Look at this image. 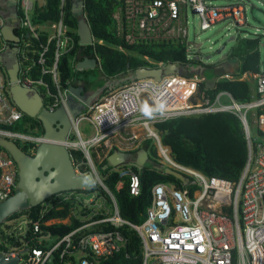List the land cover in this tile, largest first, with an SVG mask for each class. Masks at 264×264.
<instances>
[{
	"label": "built area",
	"instance_id": "obj_1",
	"mask_svg": "<svg viewBox=\"0 0 264 264\" xmlns=\"http://www.w3.org/2000/svg\"><path fill=\"white\" fill-rule=\"evenodd\" d=\"M16 1L15 28L20 30L21 40L11 45L18 48L20 69L17 82L26 88L36 89L42 96L44 106L54 110L65 102L68 92L67 87L61 86L58 64L60 57L74 47V37L62 18L49 23L34 22L32 13L35 5L43 3L35 0ZM120 1L114 17L119 33L125 34L129 43L184 42L188 57L191 55L189 48L193 47L188 37L189 10L197 16L201 30L226 20L239 28L248 25L245 0H229L228 3L216 0ZM6 19L0 13V26ZM41 36H46V42L42 41ZM33 40L39 41L38 47ZM52 42L55 43V52L49 62L48 52ZM5 43L0 52L4 50ZM31 52L36 55L32 56ZM145 58L154 62L148 56ZM162 64L165 63H157ZM253 76L258 97L246 102H237L232 98L231 104L220 101L222 94L231 97L226 91L218 93L212 102L206 97L202 102L194 103L193 97L203 80L197 75L173 74L164 76L160 81L134 78L124 86L99 96L73 121L72 134L78 138L69 139L67 146L70 150L83 152L86 160L82 163L87 164L89 170L82 172L75 165L76 169L80 174L90 172L96 186H101L109 194L112 213L105 203L102 211H97L96 206L101 199L95 191L93 198L83 200V206L72 208L65 218L43 221L46 225L69 223L74 217L81 222L79 225L63 235L44 231L41 227L44 212L55 202L60 203L74 196L81 198L77 191L58 193L46 203L38 219L25 213L5 221L8 225L5 233L20 237L21 243L0 252L7 257L18 256L16 264H100L102 259L121 251L126 242L119 229L94 230L97 224L109 222L116 227L130 224L138 232L143 249L142 264H264V70ZM10 85L6 66L0 63V138L32 145L29 150L34 152L45 138L43 133L34 135L11 128L25 114L12 100ZM145 106L159 110L147 116L143 111ZM258 109L261 111L258 112ZM195 111H228L241 120L248 157L237 181L207 176L178 163L173 159L170 148L162 142L157 123L180 115L195 114ZM82 120H88L94 129L87 139L83 138L78 127ZM138 128L156 145L163 170L165 166H170L185 174L190 181L182 188L169 182L155 184L145 220L141 224H132L121 216L117 200L93 159V148L102 144L105 148L110 147L109 140L116 137L120 143L139 139ZM96 153L99 154L98 151ZM131 165L137 166L130 162V165L122 164L112 167V170L122 178L128 176L130 193L139 195L141 178ZM18 180L14 159L0 147V202L15 192ZM122 183L123 180L119 181L117 187ZM103 212L106 213L104 217L96 218ZM29 229L33 237L25 239Z\"/></svg>",
	"mask_w": 264,
	"mask_h": 264
},
{
	"label": "trees",
	"instance_id": "obj_2",
	"mask_svg": "<svg viewBox=\"0 0 264 264\" xmlns=\"http://www.w3.org/2000/svg\"><path fill=\"white\" fill-rule=\"evenodd\" d=\"M77 1L79 0H44L42 5H35L32 13V18L37 23L55 22L62 18L69 28V33L74 37V47L65 52L59 59L58 66L62 87L68 88L70 85H78L82 81L85 89L93 90L113 78L129 74L125 83L127 84L135 78L136 68L140 66H157L156 63L161 61L164 63L169 61L177 62L184 67L198 64L204 67L205 73L208 70L212 72V66H205L200 60L188 57L187 45L184 42L159 41L143 43L137 41L129 43L125 38V34L119 33L118 22L114 17L121 4L120 0H82L81 12L89 22L95 41L92 44H81L78 35L79 14L75 13L73 7ZM16 33L20 35L21 32L17 29ZM41 39L46 42V36H41ZM237 39L239 41L232 47L230 57L239 60L240 68L238 74L242 75L246 72L260 73V39L246 37H238ZM3 41L0 32V50L4 47ZM33 42L38 47L39 41L33 40ZM54 52L55 43L52 42L48 52L49 62H51ZM30 54L32 56L36 55L33 52ZM84 56L96 58L98 65L94 69H88L81 74L76 70L75 66ZM145 56H148L154 62H150ZM98 71L101 78L93 82L89 78V73H93L96 76ZM255 80L249 77L243 79L222 77L216 81L213 88L206 87L205 82H201L199 88L205 92L210 100H213L218 93L226 91L237 102H246L259 95L256 92ZM52 87L55 90V87ZM116 88V86L109 84L101 95H105ZM260 111L261 109H258V112ZM156 127L161 133L162 142L169 146L173 159L178 163L197 169L207 176H218L231 181L239 179L247 161L248 146L244 126L235 114L228 111H219L180 115L165 122L157 123ZM11 128L34 135L43 133L41 122L26 114L21 121ZM18 144L26 152H29L32 147V145ZM141 147L148 151L149 161L142 168L131 165V168L138 172L141 178L142 189L139 195L130 193L128 176L122 178L118 172L112 170V167L104 168L106 164L105 157L97 163L99 171L105 176V184L113 192L117 200L121 216L132 224H141L145 220L147 208L151 204L152 187L155 184L169 182L177 188H182L184 185L174 176L164 172L156 145L151 138H145L140 146L129 149V152L135 156L137 150ZM96 154L93 153V156L96 157ZM71 155L75 165L82 172L89 170V166L82 163L86 158L81 150L72 149ZM121 180H123V183L118 188L117 184ZM190 187H192L191 183ZM95 191L100 197L106 199L105 202L107 204H111V197L101 186L97 185L91 192ZM77 192L80 193L81 198L78 199L74 196L60 203L55 202V205L44 212L41 220V227L44 231L63 235L81 223L74 217L69 223H53L50 225L43 223V221L52 218H65L71 213L72 208L78 209L76 203L83 206V200L86 199L85 194L83 192V195L82 191ZM55 197L54 195L42 204L16 212L8 219L29 213L36 220L45 208L43 205ZM105 215L106 213L103 212L96 215V218L104 217ZM5 227H8L6 222L0 226V240H3V242L0 241V250H9L21 243L20 237L6 234ZM113 229H119L123 233L126 239L125 246L114 255L102 259L100 264H142L143 249L141 238L130 224L116 227L109 222H104L97 224L94 228V230ZM32 237L31 229H29L25 239H31ZM31 242L36 243L32 240ZM53 264L57 263L54 262Z\"/></svg>",
	"mask_w": 264,
	"mask_h": 264
},
{
	"label": "water",
	"instance_id": "obj_3",
	"mask_svg": "<svg viewBox=\"0 0 264 264\" xmlns=\"http://www.w3.org/2000/svg\"><path fill=\"white\" fill-rule=\"evenodd\" d=\"M14 2L16 0H11ZM83 1L74 3V11L79 14L78 35L79 42L83 45L94 42L93 34L85 15L81 12ZM16 8V6H14ZM17 21V10L10 13V17L1 26L0 32L4 42H9L6 48L0 52V63L6 66L10 85V94L15 104L29 117L36 118L43 126L44 141L40 142L34 152L28 153L14 140L0 138V147L5 149L14 159L18 168V188L15 192L0 202V226L14 213L44 203L52 196L65 191H82L85 195L96 187L95 180L90 172L80 174L75 166L71 150L67 146L74 124L73 121L85 112L87 108L104 92L110 82L99 86L94 91L86 92L84 84L70 85L65 96V102L56 109L50 110L43 104L42 96L36 89L22 86L18 80L20 64L17 56V46L11 47L10 43H19L20 37L15 31ZM235 36L228 40L234 41ZM197 48L196 59L203 65L214 66L219 63L222 51L226 44L214 54H204L201 51L202 42L189 40ZM264 45V44H263ZM10 50L13 58L7 60L6 53ZM97 59L84 56L76 64L77 69L95 68ZM184 66L177 62H166L157 66H140L135 70L138 79L153 78L160 81L164 76L183 74ZM212 86L214 82L209 83ZM133 159L131 152L113 149L106 156L104 168L117 167L126 164ZM135 164L142 168L149 161V153L141 147L135 155ZM166 174L172 175L183 184L190 180L182 172L165 166ZM18 256L7 257L0 252V264H16Z\"/></svg>",
	"mask_w": 264,
	"mask_h": 264
},
{
	"label": "rangeland",
	"instance_id": "obj_4",
	"mask_svg": "<svg viewBox=\"0 0 264 264\" xmlns=\"http://www.w3.org/2000/svg\"><path fill=\"white\" fill-rule=\"evenodd\" d=\"M35 1H38L40 4L44 3L43 2L44 0H35ZM216 1L225 2V3L229 2V0H216ZM245 2L247 6L248 25L243 26L241 28L234 26L231 23V21L226 20V21L217 22L214 26H212L209 29L201 30L199 29L198 26L197 16L189 10L187 17L188 37L189 40H195V42H202L201 51L205 55L210 53L214 54L215 56L214 59H216V56L218 55L216 53L222 47L223 44H226V47L222 51L221 56L219 57L221 59L224 58V56L226 57L228 54H230V52L232 51V47H234L239 41L237 39L238 37H242V38L246 37L252 39L259 38L260 65L261 68L264 69V45H263L264 44V2H262V0H245ZM233 35L236 37L237 40L235 39L234 41L228 42L229 38ZM189 51L191 52L190 58L193 59L194 56H197L196 47L194 46L190 47ZM211 73L212 72L208 70L205 74L209 76L211 75ZM128 75L129 74L122 75L121 77L113 78L108 82H110L109 83L110 85L112 84L117 87L116 89H118L119 87L124 86V84L127 82ZM89 78L93 80V82H95L96 80L101 78V75L99 71L98 74H96V76H94L93 73H89ZM193 113H199V112L195 111ZM78 127L79 130L82 132V136L84 139L91 137V135L94 132L93 126L88 120H82L79 123ZM75 136L76 138H78L77 135ZM116 140H118L117 137L112 138L109 141L110 142L113 141L117 143ZM119 146L123 147L124 149L127 148L125 142ZM97 151L99 152V154H96V156L98 157H93L96 163L102 161L104 156L106 155L105 153L106 148L104 144H102L101 146H95L93 148V153H96ZM94 194L95 192H91L85 195L86 198L85 200H88L89 198H93ZM81 196L83 197L82 194ZM100 199L101 202L98 203V205L96 206L97 211L100 212L102 210V206L105 203L106 204L105 206H107V208L111 210L110 211L111 214L112 213L111 205L105 202L106 201L105 198L100 197ZM46 203L43 206L46 207L47 206ZM76 206L81 207V205H79L78 203H76Z\"/></svg>",
	"mask_w": 264,
	"mask_h": 264
},
{
	"label": "crops",
	"instance_id": "obj_5",
	"mask_svg": "<svg viewBox=\"0 0 264 264\" xmlns=\"http://www.w3.org/2000/svg\"><path fill=\"white\" fill-rule=\"evenodd\" d=\"M44 2V1H43ZM15 3H17V1H15ZM14 6H16L14 4V2H12L11 0H0V13L3 14L4 17L6 18H9L10 17V13L14 12L16 10V8H14ZM236 39V38H235ZM195 47V46H194ZM196 56H194L195 58ZM190 58V57H189ZM83 59V58H82ZM81 59V60H82ZM157 64V63H156ZM213 67V70H212V73L211 75L207 76L204 72V67L203 66H200L198 64H192V65H189V66H185L184 68V71H183V74L181 75H184V76H194V75H197L199 77H202L203 80L202 82H205L206 84V87L208 88H213L214 86H212L211 84L209 83H216V81L219 79V78H222V77H225V78H229V76H233L232 78H229V79H233V78H239V79H243V78H254L255 80V77L253 76L254 72H246V73H243L242 75L241 74H238L239 73V68H240V63H239V60L237 58H231L230 57V54H228L226 57L224 56V58H222L218 64L212 66ZM76 68V66H75ZM88 69H91V68H84V69H77L79 71V73L83 74L84 71H87ZM94 69V68H93ZM260 69L261 71H263L264 69L261 68V65H260ZM260 71V72H261ZM257 73V72H256ZM251 75V76H250ZM136 78V77H135ZM256 81V80H255ZM79 84H83L82 81L79 82ZM255 86V85H254ZM206 94L204 91L200 90V88L198 89L196 95L193 97V102L194 103H200L204 100V98H206ZM216 97V96H215ZM209 98V97H207ZM232 96L230 97L229 95L227 94H222L221 95V98H220V101L222 104H231L232 103ZM215 99V98H214ZM213 99V100H214ZM234 99V98H233ZM210 100V98H209ZM213 100H210V102H212ZM137 129V128H136ZM135 129V130H136ZM158 130V129H157ZM159 131V130H158ZM160 132V131H159ZM140 134V135H139ZM138 135L140 136L139 139H136V140H131V141H126V147L128 146H133L131 148H136L138 146H140L142 144V141L147 138L145 136V132L141 129L138 128ZM110 142V141H109ZM117 143L111 141L110 142V147H106V155L104 153V157L106 158V156L108 155V153L111 152V150L113 149L114 146H116V148L114 149H120V150H123V151H127L129 152V148H126L124 149L123 147H120L119 145H121L122 143H120V140H116ZM169 147V146H168ZM98 154V153H97ZM98 157V156H96ZM135 159V156L133 155V159L131 160V163H135L134 161ZM126 165H130V162L126 163ZM162 169H163V166H162ZM165 169V168H164ZM165 172V171H164Z\"/></svg>",
	"mask_w": 264,
	"mask_h": 264
},
{
	"label": "flooded vegetation",
	"instance_id": "obj_6",
	"mask_svg": "<svg viewBox=\"0 0 264 264\" xmlns=\"http://www.w3.org/2000/svg\"><path fill=\"white\" fill-rule=\"evenodd\" d=\"M16 24V23H15ZM17 29L15 28V31H16ZM9 42H6L5 44L7 45ZM18 44V43H17ZM6 45H5V48H6ZM10 45H11V43H10ZM11 47H14V46H12L11 45ZM4 48V49H5ZM6 57H7V60H11L12 58H13V54H12V52L10 51V50H8V52L6 53ZM98 88V87H97ZM91 91H94V89L92 90V89H86V92H91ZM73 137H75L72 133H71V136H70V139L71 138H73ZM32 151L31 150H29V152L28 153H31Z\"/></svg>",
	"mask_w": 264,
	"mask_h": 264
},
{
	"label": "clouds",
	"instance_id": "obj_7",
	"mask_svg": "<svg viewBox=\"0 0 264 264\" xmlns=\"http://www.w3.org/2000/svg\"><path fill=\"white\" fill-rule=\"evenodd\" d=\"M162 107V106H161ZM159 109H150L149 107L145 106L143 111H144V114L147 115V116H151L153 111H157ZM131 162V161H130Z\"/></svg>",
	"mask_w": 264,
	"mask_h": 264
},
{
	"label": "bare ground",
	"instance_id": "obj_8",
	"mask_svg": "<svg viewBox=\"0 0 264 264\" xmlns=\"http://www.w3.org/2000/svg\"><path fill=\"white\" fill-rule=\"evenodd\" d=\"M4 42V41H3Z\"/></svg>",
	"mask_w": 264,
	"mask_h": 264
}]
</instances>
